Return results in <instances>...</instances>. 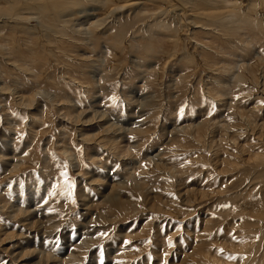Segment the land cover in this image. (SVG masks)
<instances>
[{"label": "rangeland", "instance_id": "374dc122", "mask_svg": "<svg viewBox=\"0 0 264 264\" xmlns=\"http://www.w3.org/2000/svg\"><path fill=\"white\" fill-rule=\"evenodd\" d=\"M0 264H264V0H0Z\"/></svg>", "mask_w": 264, "mask_h": 264}]
</instances>
